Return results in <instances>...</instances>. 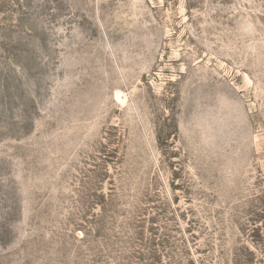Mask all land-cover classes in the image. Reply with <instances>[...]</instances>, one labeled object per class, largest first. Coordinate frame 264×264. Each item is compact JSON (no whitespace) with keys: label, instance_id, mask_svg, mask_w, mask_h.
<instances>
[{"label":"rangeland","instance_id":"1","mask_svg":"<svg viewBox=\"0 0 264 264\" xmlns=\"http://www.w3.org/2000/svg\"><path fill=\"white\" fill-rule=\"evenodd\" d=\"M0 264H264V0H0Z\"/></svg>","mask_w":264,"mask_h":264}]
</instances>
